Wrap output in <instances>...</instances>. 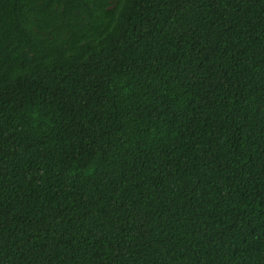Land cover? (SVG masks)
I'll use <instances>...</instances> for the list:
<instances>
[{"label":"trees","instance_id":"obj_1","mask_svg":"<svg viewBox=\"0 0 264 264\" xmlns=\"http://www.w3.org/2000/svg\"><path fill=\"white\" fill-rule=\"evenodd\" d=\"M0 264H264V0H0Z\"/></svg>","mask_w":264,"mask_h":264}]
</instances>
